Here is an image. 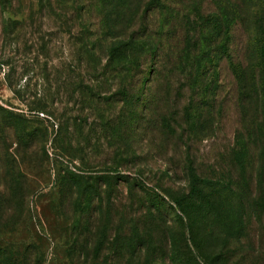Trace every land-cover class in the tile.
I'll return each instance as SVG.
<instances>
[{
  "label": "rangeland",
  "instance_id": "1",
  "mask_svg": "<svg viewBox=\"0 0 264 264\" xmlns=\"http://www.w3.org/2000/svg\"><path fill=\"white\" fill-rule=\"evenodd\" d=\"M236 1L0 0L8 258L264 264V154L249 138L264 115L241 101L229 63L250 39L232 15L261 17L264 0ZM195 60L219 61L200 83L209 90L186 79Z\"/></svg>",
  "mask_w": 264,
  "mask_h": 264
},
{
  "label": "trees",
  "instance_id": "2",
  "mask_svg": "<svg viewBox=\"0 0 264 264\" xmlns=\"http://www.w3.org/2000/svg\"><path fill=\"white\" fill-rule=\"evenodd\" d=\"M241 3V0H238ZM236 1L235 6H240ZM264 15L261 17H254L246 15L239 11V8L235 10L231 18V24L234 27L238 25H243L248 27L250 31L249 45L247 47V57H244L242 51H239L238 48L233 51V54L230 55L229 63L231 71L233 72L234 80L236 82L237 91L242 93L241 101H251L255 100L259 105L260 112L264 115ZM255 27V31L254 28ZM220 37V35H219ZM161 51V50H160ZM163 53L166 55H174L172 48L163 49ZM166 58V57H165ZM162 58V59H165ZM224 57H221L223 59ZM208 62H201L200 60H195V63L192 65V72L189 73V76L186 77L188 82L197 88H202V91L209 90L211 87L210 84L200 87V83L203 81V77L207 76L211 72L210 66L219 64V61L213 64V61L207 60ZM205 63V64H204ZM210 65L209 67H207ZM240 100V99H239ZM26 130H24V133ZM33 133V132H32ZM29 138L31 134H26ZM249 138L252 141L256 142L258 151H261V154H264V122L259 124H253L249 131ZM257 141H256V140ZM249 141L245 139L238 140L236 145V151L239 154H243L245 158L249 157L251 153V144L249 146ZM19 165L16 164V160L10 158V170L11 175L10 179L14 186L18 188V192H21L22 186L23 189V198L27 197L26 192V180L22 174ZM192 186H197L200 182V176L194 172L191 176ZM2 193L0 192V197ZM0 264H18L11 258H8L6 250L0 248Z\"/></svg>",
  "mask_w": 264,
  "mask_h": 264
}]
</instances>
